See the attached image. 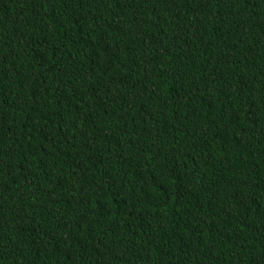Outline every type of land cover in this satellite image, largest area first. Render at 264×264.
I'll return each mask as SVG.
<instances>
[{
	"label": "trees",
	"instance_id": "trees-1",
	"mask_svg": "<svg viewBox=\"0 0 264 264\" xmlns=\"http://www.w3.org/2000/svg\"><path fill=\"white\" fill-rule=\"evenodd\" d=\"M0 264H264V0H0Z\"/></svg>",
	"mask_w": 264,
	"mask_h": 264
}]
</instances>
